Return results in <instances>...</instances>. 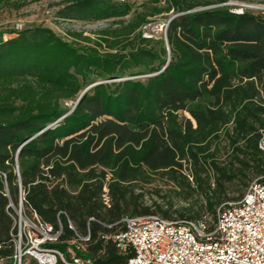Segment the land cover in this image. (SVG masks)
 Returning a JSON list of instances; mask_svg holds the SVG:
<instances>
[{
  "label": "trees",
  "instance_id": "1",
  "mask_svg": "<svg viewBox=\"0 0 264 264\" xmlns=\"http://www.w3.org/2000/svg\"><path fill=\"white\" fill-rule=\"evenodd\" d=\"M130 1L56 3L63 20L114 22L93 45L81 32L69 31L67 41L42 25L0 43V170L8 185L6 195L0 180V264L14 253L6 206L17 202L16 165L25 206L55 227L61 221L50 246L94 264L127 263L130 253L112 241L123 216L215 218L242 196L249 172L264 174V15L232 12L220 5L227 0H148L141 11ZM170 11L178 14L165 40L141 36L148 17ZM90 84L72 110L64 106ZM200 100L208 106L189 105ZM227 125L231 155L218 160L208 142ZM154 172L179 188L184 205L145 201L137 186ZM87 233L80 250L70 245Z\"/></svg>",
  "mask_w": 264,
  "mask_h": 264
},
{
  "label": "built area",
  "instance_id": "2",
  "mask_svg": "<svg viewBox=\"0 0 264 264\" xmlns=\"http://www.w3.org/2000/svg\"><path fill=\"white\" fill-rule=\"evenodd\" d=\"M24 28L23 22H16L12 31L0 33V43ZM259 147L264 151V134ZM15 173L17 202L9 199L6 206L13 221L11 264H94L92 258L78 256L70 247L67 255L50 246L60 240L61 221L57 217L55 227L25 206L26 191L21 187L17 165ZM0 180L8 195L6 173L2 170ZM120 222L123 230L113 235L112 241L121 255L130 253L126 264H264V174L251 179L238 200L221 204L215 218L125 215ZM68 226L73 229L70 222ZM89 239V233L77 235L70 245L80 250Z\"/></svg>",
  "mask_w": 264,
  "mask_h": 264
},
{
  "label": "rangeland",
  "instance_id": "3",
  "mask_svg": "<svg viewBox=\"0 0 264 264\" xmlns=\"http://www.w3.org/2000/svg\"><path fill=\"white\" fill-rule=\"evenodd\" d=\"M17 0L4 1L0 0V33L10 32L16 22H23L25 28L34 25H42L50 28L59 37L67 41H73L69 35V31L81 32L82 35L90 37L92 42H87V45H93V42L99 39V31L104 28L114 27L115 24L112 20H103L96 22H85L79 20H63L55 16V12L59 6L56 3L62 0H40L38 2L28 3L19 9L13 7V2ZM148 0H131L133 11H141L143 4ZM161 1L160 4H163ZM220 5H226L230 7V11L240 13L243 10H247L253 14L264 15V0H227ZM215 6V5H212ZM48 11V13L46 12ZM178 13L170 11L169 13H163L153 17H148L147 22L141 26L142 37H152L153 39L166 38V27L168 20L171 16ZM132 13L128 14L125 19L128 20ZM84 44V42H82ZM106 48L102 46L100 51H104ZM93 84L88 85L91 87ZM86 88V87H85ZM77 98V97H76ZM76 99L67 100L64 102V106L73 107ZM197 104L202 107H207L208 102L206 100H200L189 105ZM186 112H178V117L181 119ZM230 125L222 127L218 133L213 136L208 143L210 148L208 152H213L216 159L224 160L230 157L231 147H229L227 140L225 139V131L230 129ZM189 171H186L188 173ZM248 181L255 177L251 172L248 174ZM191 181V177H189ZM142 187L145 192V201L150 203L156 200L161 204L172 201L175 206L184 205V201L179 199L176 194L179 188L166 179L161 172H154L151 174V182L149 184H138L137 188ZM238 188V184H234L230 187V190L235 192ZM161 196L165 198H161ZM197 206L202 205L201 197L194 198L193 200ZM159 215V214H156ZM208 218H210L208 216Z\"/></svg>",
  "mask_w": 264,
  "mask_h": 264
},
{
  "label": "water",
  "instance_id": "4",
  "mask_svg": "<svg viewBox=\"0 0 264 264\" xmlns=\"http://www.w3.org/2000/svg\"><path fill=\"white\" fill-rule=\"evenodd\" d=\"M176 15H173V16H171L170 17V19L168 20V23H169V21L173 18V17H175ZM166 39V38H165ZM169 60V56H168V58H167V61ZM130 77H127L126 79H129ZM103 81H99V82H97V83H102ZM89 89V87H86V88H84L79 94H78V96H77V98H76V101L74 102V105H73V107H72V109L81 101V99L84 97V95H85V93H86V91ZM71 109V110H72ZM70 110V111H71Z\"/></svg>",
  "mask_w": 264,
  "mask_h": 264
}]
</instances>
